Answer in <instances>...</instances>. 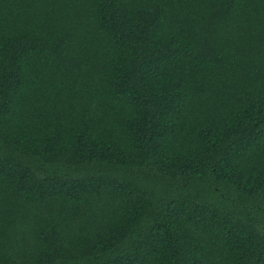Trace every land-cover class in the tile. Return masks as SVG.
<instances>
[{"label": "trees", "instance_id": "trees-1", "mask_svg": "<svg viewBox=\"0 0 264 264\" xmlns=\"http://www.w3.org/2000/svg\"><path fill=\"white\" fill-rule=\"evenodd\" d=\"M0 264H264V0H0Z\"/></svg>", "mask_w": 264, "mask_h": 264}]
</instances>
